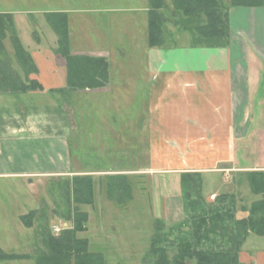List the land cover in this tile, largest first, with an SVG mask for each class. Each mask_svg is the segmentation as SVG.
Returning a JSON list of instances; mask_svg holds the SVG:
<instances>
[{"label": "crops", "instance_id": "0c3cea01", "mask_svg": "<svg viewBox=\"0 0 264 264\" xmlns=\"http://www.w3.org/2000/svg\"><path fill=\"white\" fill-rule=\"evenodd\" d=\"M22 4L26 6L17 7ZM38 4L43 5L39 0H0V12L13 14L21 42L36 65L37 72L30 74V78L36 79L43 87L42 90L24 93H0V179L32 183L37 179L46 180L66 175L105 174L87 171V162L83 163L85 158L81 157V152L77 169L73 167L71 112L63 106L70 101L66 98H70L72 93L84 97L81 113L86 110L88 112L84 115L86 122H82L80 131L87 133V128L88 132H94L93 138L97 143L94 147L102 152L107 151L102 156L105 157L102 158V166L114 165L115 162L117 165L124 164L126 167L120 168L118 173L131 177L135 173L136 163L153 166L191 165L190 168L180 170L159 167L158 170L166 173L160 179L171 182L160 183L166 184V187L160 199H157L158 207L156 206L153 219L161 218L173 224L184 217L180 174L183 170L202 173L203 193L210 201L221 192H236L230 182L235 184L238 175L242 176L250 170H264V41L260 42L256 35L248 36L241 23L233 31V16L240 8L230 10V44L225 47L194 46L192 43H165L150 47L149 0H136L132 7L126 9L129 10L128 14L120 9L110 10L122 12L117 16L112 13L103 14L99 10L102 27L94 35L97 44L84 43L82 47H77L72 46L70 27L72 23L76 30L77 23L80 30L81 18L74 14L72 17L75 12L65 6V0H49L47 3L45 1L46 5L43 7H34ZM246 8L254 9L250 10L252 14L255 9L264 7ZM53 12H64L68 16L72 54L107 58L110 80L106 86L75 92L65 89L68 68L65 58L57 52L58 37L48 21V14ZM21 18L26 20V28ZM20 25L26 30L24 33ZM110 26L113 27L112 30L115 29V35L124 34L131 42L130 49L118 48L117 52L121 55L131 53L132 58L141 59L139 66L145 76L138 77V72L131 69L135 67L134 64L130 62L120 61L114 66L111 57L115 53L105 47L112 36ZM53 33L56 34V39ZM87 36L90 40L91 37ZM5 45L14 66L19 68L9 37L5 40ZM139 93H143L145 103L142 113L135 110L134 102ZM87 97L94 99V107L90 106L91 101H86ZM92 118L94 126L88 123ZM136 134H141L143 141L147 143V149L151 151L146 152L149 154L146 159L141 156L143 161L135 153ZM84 137L86 138V134ZM236 139L245 140L250 145L251 161L237 163ZM144 147L145 144L142 148ZM175 149L186 150L188 161L177 156ZM208 165L210 166L206 167ZM139 173L143 177H156L145 172ZM210 176L221 177L223 185L206 191L205 182ZM224 177L229 183H224ZM246 186L249 193H252L247 182ZM250 197L249 204L237 211L239 218L247 215L248 212L244 209L249 208L258 198L256 195L254 198ZM28 207L31 208L30 211L37 209L29 204ZM125 208L135 213L133 207L128 205ZM21 215L23 214L19 215V219ZM143 222L142 217L133 215L127 222V228L133 231L132 236L125 239L124 243L115 239V243H112L114 248L106 249L115 254L132 253V247L129 246L135 244L133 238H136ZM250 235L242 246L240 262L264 264V236L257 235L258 238L250 243ZM21 243L17 239L16 244L22 245ZM32 245L34 248L33 242L25 246L28 249L26 252H16L31 257L0 260V264H35L33 253L30 252ZM0 248L9 252L1 245ZM100 252L107 262V252L104 249Z\"/></svg>", "mask_w": 264, "mask_h": 264}, {"label": "trees", "instance_id": "16d2710c", "mask_svg": "<svg viewBox=\"0 0 264 264\" xmlns=\"http://www.w3.org/2000/svg\"><path fill=\"white\" fill-rule=\"evenodd\" d=\"M150 47L165 44L163 11L170 5L177 14L181 12L188 21L205 17L194 27L182 25L191 32L192 45L225 47L230 44V10L234 7H264V0H149ZM175 14V15H176ZM48 21L58 37L57 52L66 60L68 68L67 90H84L104 87L110 80V66L106 57L72 54L68 16L64 12L48 14ZM10 38L14 48L13 64L7 52L5 40ZM37 72L30 52L23 46L12 13L0 12V93H24L42 90V85L30 78ZM250 191L258 196L246 216H237L234 192H221L213 200L203 193L202 173L183 172L181 191L184 217L166 227L161 218L154 220L150 245L142 262L144 264H241L240 252L247 237L254 233L264 236V170L246 171ZM107 196L118 203L133 197V187L127 174H110L106 180ZM65 199L68 201V217L71 225L58 234L44 227L42 246H36L35 264H106L100 251H91L89 239L79 233L88 230L89 213L82 204L95 203V183L91 174L76 175L65 182ZM39 209L20 216L27 227L35 224ZM174 234V237H172ZM31 257L28 254L5 252L0 248V260Z\"/></svg>", "mask_w": 264, "mask_h": 264}, {"label": "rangeland", "instance_id": "374dc122", "mask_svg": "<svg viewBox=\"0 0 264 264\" xmlns=\"http://www.w3.org/2000/svg\"><path fill=\"white\" fill-rule=\"evenodd\" d=\"M35 1L36 0H34V2ZM45 1L46 3L49 2V0H39V2L43 3V5L38 4L34 5V7H43ZM222 1L227 5L230 4V0ZM133 2H136V0H65V6L69 7L72 12H75L72 13V17L79 16V18H81L82 26L79 25L81 26L80 30L78 29L77 23L76 30L75 28H73V24L71 23L70 30L72 36V46L74 45L77 47H82L84 43L97 44L94 35L95 32H97V30H101L102 27V22L99 19V10L103 11V14L107 13L108 15H111L112 13L117 16V14H121L122 12L119 11L118 13H115L110 12V10L120 9L123 10V12H126L125 14H128L129 10L126 9L132 7ZM167 2L170 3V0H167ZM27 3L28 2H25V4ZM25 6L26 5L22 4L17 7L24 8ZM238 8L240 9L237 11L236 15L234 14L233 16V31L236 30L237 24L240 25L241 23L243 26H245L243 30H247L248 36L251 37L252 35H256L260 42L264 41V8L255 9L252 14L250 13V10L254 9L246 7ZM163 13L164 17L166 18L164 31L166 38L165 43L167 45H170L172 43H192L194 38L191 32L185 28H182V25L194 27L198 22L202 23L205 21V17L202 16L198 18V20L193 19L192 21H188L187 19H185L186 16H184L181 12H178L176 14L173 11V7L171 5L170 8L165 9ZM35 15H37V17L40 16L38 14ZM21 21H23V26L26 28V20L24 18H21ZM34 21H36V19ZM41 22L43 25V17L41 19ZM106 28L108 29V27ZM110 28L111 29L109 31L112 32V36L106 43L105 47L115 53V55L113 54L111 57V61L114 66L120 61L130 62L134 64L135 67L131 69L138 72V77L145 76V73L139 66L141 59H136L135 57L132 58L131 53H122L121 55L120 52H117L119 51L118 48L124 50L130 49V39L124 34L115 35V29L112 30L113 27L111 26ZM20 29L22 33L26 31L21 25ZM53 34L54 39H56V34ZM87 35L91 37L90 40L88 39ZM84 37H87L86 40H84ZM51 42L52 41L50 39L49 43L51 44ZM238 49L240 50V44H238ZM138 66L139 68L136 69ZM141 87H143V85ZM142 95L143 93H139L137 100L134 102L135 110L139 111L140 113H142V111L145 109L144 98L142 97ZM83 98L84 97L79 94L73 95L72 93L70 98H66V100L70 101L64 103L63 105L64 107L69 108L71 112L70 142L71 156L74 163L73 167L75 170L77 169V162L81 152V157L85 158L83 163L87 162L85 163V168L87 169V171H99L105 174L101 175L100 173H96L95 175H93L96 199L93 205H81V209L89 213V221L88 230L86 232L79 233V236L87 237L90 240L91 251H101L104 249L107 252V254L105 252L107 259L106 264H144L142 260L149 248L151 236L154 231V220L156 218L153 219V217L155 215L154 211L158 207L157 199H160V196L163 193L166 184H169L171 182L170 180H168L169 182L167 183L165 179H160L161 177L165 176L164 174L166 173L161 172L162 170L160 171L158 169L159 167H173L174 169L180 170L190 168L191 165L184 164L159 166L155 164L153 166L152 164L146 165L144 163H136L134 166V175H132L131 177L130 175H128L133 187L132 199L124 203H118L116 200L109 198L106 193L105 185L107 176L110 174H122L118 173L120 171L119 169L126 166L124 164L117 165L115 164L116 162L114 163V165L102 166V158H105L102 156H105V154H107V151L102 152V150L96 149L94 147L97 144L94 141L95 138H93V136H95L94 132H88L87 128V133L80 131V125H82V122L83 124L86 122V117L84 115L88 114L87 110L84 113H81V109L84 108L81 106ZM88 98L89 97L86 98V101H91V105L89 103L88 104L91 107H94V99L89 98V100ZM87 108H89V106H87ZM59 114L62 115L61 113ZM88 123H90L91 126H94L95 124L93 118L91 119V121L89 120ZM85 134L86 138L84 137ZM143 142L144 141L141 134H136L135 153L136 156L137 153L140 155V157H137L142 161L143 159L141 158V156H144L146 159L149 156V154L146 152H151L150 149H147L146 147L147 143ZM144 144L145 147L143 149L142 146ZM247 145H249L247 141L236 139V161L238 164L247 163L248 161H251L253 159L250 156V145L249 147H246ZM175 150L178 154L177 156H182V159L184 161H188V154L186 153V150ZM210 151L211 150H209V152ZM100 153H102L103 155L100 156ZM199 153L202 154L201 152ZM182 159L180 160L182 161ZM209 166L210 165L206 167ZM139 172H145L149 174V176L154 175L156 177H143L142 173ZM183 172H196V170H183ZM183 172H181L180 174H182ZM76 175L85 174H75L68 176L66 175L46 180L37 179L32 183L25 181L20 182L14 179H0V245L3 247V249L9 252H26L28 251V249H25V246L33 242L34 248L32 245L30 252L34 254L36 249L35 247L40 245L42 246V231H44L45 226H47V228L54 232L56 231V234H58L63 228L71 225L70 220L67 219L69 204L65 199L66 194L64 192V187L65 182H68V180H72V178ZM207 180L205 182L204 188L206 191L218 189L223 185V180H221V177L210 176ZM230 180L232 181V178ZM165 181V185L160 184ZM228 181L229 180H225L224 177V183H229ZM245 182H247V177L245 174L242 176L238 175L236 177L235 184H233V182H230L231 187H235L234 189L236 190V192L233 190L231 191L235 194L238 193V200L236 199L237 211H239L243 207V205L249 204L248 202L251 198L250 196L254 198V195L252 193H249L247 186L245 187ZM28 204L31 207L39 209L34 219L35 224L31 228H27L19 219L20 214H24L30 211L31 208L28 207ZM128 205L134 208L133 211L135 213H132L129 208H125ZM133 215H139V217H142L144 220L143 224L141 225L142 228L137 231L138 236L133 234L136 236V238H138L137 240L136 238H133L135 244L129 246L132 247L133 252L130 254L111 253V251L108 249H110L111 247L114 248L112 243L115 242L113 240L116 239L118 240V242L121 241L122 243H124L125 239H128V237L132 236L131 234L133 233V231L131 228H127V222ZM165 224L167 228L172 225V223L167 222ZM103 226L105 227L103 228ZM250 236V243L253 242L255 238H258V236L254 233H251ZM172 237H174V234ZM17 239H20L22 241V245H17L18 243L16 244ZM11 247L13 249H11Z\"/></svg>", "mask_w": 264, "mask_h": 264}, {"label": "built area", "instance_id": "2783aa9c", "mask_svg": "<svg viewBox=\"0 0 264 264\" xmlns=\"http://www.w3.org/2000/svg\"><path fill=\"white\" fill-rule=\"evenodd\" d=\"M56 232V231H55Z\"/></svg>", "mask_w": 264, "mask_h": 264}]
</instances>
